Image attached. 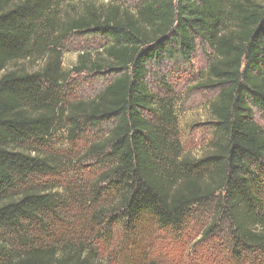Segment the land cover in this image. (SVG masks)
I'll return each mask as SVG.
<instances>
[{
  "label": "trees",
  "instance_id": "trees-1",
  "mask_svg": "<svg viewBox=\"0 0 264 264\" xmlns=\"http://www.w3.org/2000/svg\"><path fill=\"white\" fill-rule=\"evenodd\" d=\"M112 1L60 17L55 0H0V264H91L82 245L53 238L64 201L38 180L60 173L58 133L104 128L87 150L98 158L89 202L107 201L94 219L109 208L121 245L137 247L151 227L181 236L206 219L204 239L220 237L225 264H264V126L255 119L264 116V3L140 0L132 10ZM83 31L110 39L91 69L112 78L93 98L68 101L88 55L66 70L59 43ZM206 46L215 127L210 151L195 158L183 152L177 97L161 73ZM37 59V71L17 65Z\"/></svg>",
  "mask_w": 264,
  "mask_h": 264
},
{
  "label": "rangeland",
  "instance_id": "rangeland-1",
  "mask_svg": "<svg viewBox=\"0 0 264 264\" xmlns=\"http://www.w3.org/2000/svg\"><path fill=\"white\" fill-rule=\"evenodd\" d=\"M89 1L99 8L103 6L104 9L111 3L110 0H55L57 13L60 17H76L83 5ZM139 1L112 2L135 10ZM260 1L264 3V0ZM109 42L110 39L100 33L83 31L74 32L59 43L63 68L66 70L79 63L82 53L88 55L82 72L71 75L66 87L68 101L91 99L111 80V72L107 69H91L94 60L103 62ZM212 57L209 47L198 48L191 60L167 64L161 73L177 97V126L183 152L195 158H201L210 151L215 127L210 103L215 99L218 90L211 86L207 77V67ZM43 64L44 59H37L22 61L17 65L33 72L39 70ZM148 81L153 91L159 87L157 76L150 74ZM255 119L264 126V116L256 113ZM106 131L105 128L102 131L88 129L73 139L68 131H62L53 138V153L61 163L60 173L38 181L43 186L55 187L54 191L64 201L51 223L55 230V241L66 240L74 246L82 245L91 259V264H132L129 263L131 258L136 259L137 264H225L226 253L221 248L223 242L220 237L204 239L203 233L209 226L206 219L195 223L184 235L177 237L151 227L150 231L137 240V247L133 242L121 245V224H116V220L110 222L109 208L102 209L107 214H103L101 219H94V212L106 205V200L100 195L95 202H89L98 158L87 150L93 143L103 139ZM69 188L70 191L67 192Z\"/></svg>",
  "mask_w": 264,
  "mask_h": 264
}]
</instances>
